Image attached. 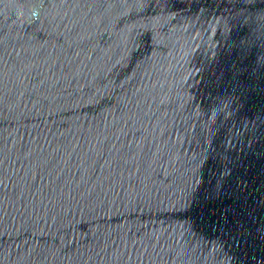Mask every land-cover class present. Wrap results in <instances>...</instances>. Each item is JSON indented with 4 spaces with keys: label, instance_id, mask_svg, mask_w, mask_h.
Masks as SVG:
<instances>
[{
    "label": "water",
    "instance_id": "obj_1",
    "mask_svg": "<svg viewBox=\"0 0 264 264\" xmlns=\"http://www.w3.org/2000/svg\"><path fill=\"white\" fill-rule=\"evenodd\" d=\"M0 264H264V0H0Z\"/></svg>",
    "mask_w": 264,
    "mask_h": 264
}]
</instances>
